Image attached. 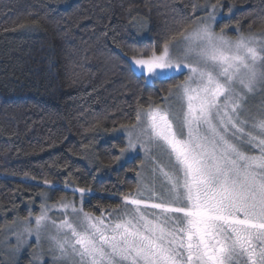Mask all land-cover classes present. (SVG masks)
<instances>
[{
    "label": "trees",
    "instance_id": "16d2710c",
    "mask_svg": "<svg viewBox=\"0 0 264 264\" xmlns=\"http://www.w3.org/2000/svg\"><path fill=\"white\" fill-rule=\"evenodd\" d=\"M205 1L0 0V235L60 202L99 217L135 196L142 160L119 164L118 133L186 75L149 85L129 60L180 40ZM208 1L235 10L217 31L264 32V0ZM245 106L249 119L264 113V88Z\"/></svg>",
    "mask_w": 264,
    "mask_h": 264
},
{
    "label": "snow or ice",
    "instance_id": "6c2138e0",
    "mask_svg": "<svg viewBox=\"0 0 264 264\" xmlns=\"http://www.w3.org/2000/svg\"><path fill=\"white\" fill-rule=\"evenodd\" d=\"M213 13L216 5H211ZM231 10V9H229ZM213 13L210 20L215 19ZM227 27V25H225ZM165 42L148 58L133 57L149 83L187 73L169 88L174 103L141 107L124 128L127 147L154 146L166 163L159 191L125 195L107 215L74 202L57 222L42 208L37 239L48 230L57 259L71 264H264V113L245 116L248 94L264 88V32L229 38L202 23ZM176 37H172L175 40ZM167 99V98H166ZM139 175V173H138ZM48 183V181H45ZM81 193V201L87 191Z\"/></svg>",
    "mask_w": 264,
    "mask_h": 264
},
{
    "label": "rangeland",
    "instance_id": "374dc122",
    "mask_svg": "<svg viewBox=\"0 0 264 264\" xmlns=\"http://www.w3.org/2000/svg\"><path fill=\"white\" fill-rule=\"evenodd\" d=\"M212 4L210 1H205V6L203 8H199L197 10V20L194 28L198 27L202 23H210L215 32L217 31V25L220 21L230 18L234 11L225 12L224 6L216 5V10L213 13V9L211 7ZM199 11V12H198ZM213 13L215 15L214 20H210L209 14ZM136 28H140L139 31L146 30L147 23L146 21L139 20L137 24H135ZM193 28V29H194ZM191 29L188 32H191ZM235 36L229 35L225 33L229 38H235L238 34V31ZM259 34V33H257ZM183 37L170 45L173 48V51L176 50L177 45L182 46ZM148 58V57H147ZM146 59V58H145ZM131 63V68L135 74L138 76H142L140 71L137 69V66L134 64L133 59L129 60ZM187 76V73H185ZM177 75L175 77H178ZM146 81V80H145ZM149 85H154L146 81ZM174 90V88H173ZM256 91V90H255ZM255 91L251 94H248L247 97L250 98L255 94ZM167 98V99H166ZM247 99V98H246ZM174 103L172 96L168 93L163 98V104L160 106H168L169 103ZM246 108V106H245ZM247 110V108H246ZM246 116V115H245ZM139 127V125H136ZM119 136L124 137L127 144V133L124 130H121L118 133ZM135 156H139L142 160V167L139 175V190H143L145 197L149 195L145 186L148 188H154L156 191L160 190L162 176L155 171L158 163H166V160L162 156V154L154 147L150 146V151L145 152L144 148L137 144L134 150L126 152L119 161L120 165H124L127 161L131 160ZM72 202V201H71ZM60 202L57 205H51L46 208L47 215L59 222L63 218V209L60 207ZM75 203V202H74ZM79 208L80 205L75 203ZM41 215V214H40ZM38 215V216H40ZM37 216V217H38ZM37 217H31L29 220L24 222H17L12 227L6 228L3 233L0 235V255L3 257L6 264H18L25 253L29 254L30 264H71V261L57 259L59 256L58 251L54 248L53 242L49 239V233L52 231L51 226H48V230L46 231L44 228L40 230V238L37 239L36 234V224L35 220ZM107 220H110L111 217L105 215Z\"/></svg>",
    "mask_w": 264,
    "mask_h": 264
}]
</instances>
